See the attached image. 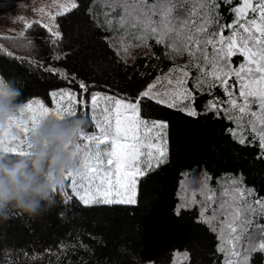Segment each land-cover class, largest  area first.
Listing matches in <instances>:
<instances>
[{
    "label": "trees",
    "instance_id": "obj_1",
    "mask_svg": "<svg viewBox=\"0 0 264 264\" xmlns=\"http://www.w3.org/2000/svg\"><path fill=\"white\" fill-rule=\"evenodd\" d=\"M15 1L0 0V11ZM240 3L217 0L213 9L217 23L210 30L223 27L228 36V26L236 20L233 9ZM75 4L55 16L59 39L36 20L20 32L0 33V76L15 78L20 103L31 96L46 98L57 86L73 89L85 100L94 91L136 100L151 78L182 60L154 39L147 40L145 50L123 57L110 42V37L120 36L113 31L118 11L110 13L100 0H76ZM184 59L186 66L187 53ZM242 60L237 54L230 62L237 67ZM187 69L196 116L154 99L140 102L142 119L167 123V142L162 162L138 176L135 203L85 205L61 187L53 193L54 206L41 215L33 217L10 208L0 215V264H224L215 230L220 219L211 224L205 219H211L219 205V183L229 187L236 181L251 189L249 202L264 199V150L249 125L242 130L245 143L233 135L224 88L209 87L195 67ZM80 83L87 86V92H82ZM211 102H217L219 110H210ZM77 113L92 124L86 110ZM198 174L208 190L215 192V203L197 194L196 201H186L183 180ZM253 220L264 225V216L255 215ZM261 243L264 236L258 229L242 235L240 249L249 264H264ZM247 248L255 250L245 253Z\"/></svg>",
    "mask_w": 264,
    "mask_h": 264
},
{
    "label": "snow or ice",
    "instance_id": "obj_2",
    "mask_svg": "<svg viewBox=\"0 0 264 264\" xmlns=\"http://www.w3.org/2000/svg\"><path fill=\"white\" fill-rule=\"evenodd\" d=\"M225 2L230 3V0ZM100 4L107 7L110 13L118 11L113 31L120 33L121 49L125 53L130 48L143 46L148 39L164 44L175 55L187 53L189 64L185 67H195L209 87L216 84L222 86L229 96L231 109L238 110L241 117L244 114L251 116V131L258 137L260 149L264 150V0H257L255 6L251 0H243L241 7L233 9L236 20L228 26L233 30L227 37L223 34V27L219 31L210 30V25L217 23L213 12L217 0H100ZM72 7L77 5L73 3ZM248 10L258 13V19L241 23ZM108 23L112 24V18L108 19ZM44 27L56 39L60 38L59 31H53L48 24ZM129 37L131 40H128ZM237 54L245 57V63L239 68H233L231 57ZM188 76L189 72L181 70L175 80L176 90L154 93L157 84H162L158 79L140 93L135 102L101 93L91 95L90 122L97 131L87 133L84 130L80 133L76 144L80 154L78 170L65 176V181H71L73 192L83 204L135 203L130 193L134 190L136 178L143 175L139 165L147 162L150 166L153 159L157 163L162 162L167 142V123L142 119L140 102L150 98L167 107H175L177 100L192 99L188 89L183 88ZM233 76L239 83V97L243 103H237L233 92L229 91L227 82ZM167 84L172 85L173 80L167 79ZM79 87L82 92H87L84 83H80ZM181 88L183 90L178 91ZM50 96L56 100L54 110L35 99L20 107L0 133V150L13 157L26 156L30 148L26 142L29 133L41 119L50 114L60 120L73 118L78 116L77 104L87 107L84 100L77 101L76 94L67 89L52 92ZM167 97H171V102ZM252 104L258 105L259 112L249 111ZM208 108L219 110L217 102L209 103ZM186 111L189 116L197 115L192 107H187ZM25 113L30 114L28 122L17 119V116ZM228 118L233 117L229 115ZM13 127L20 130L23 137L12 135ZM232 131L241 144L245 143L241 136ZM78 184L80 187H77ZM232 184L221 192L220 204L213 210L212 218L205 219V223L211 224L219 216L223 217L215 230L219 232L220 240L217 250L225 254L224 264H249L248 256L241 252L240 242L242 235L251 228L258 229L259 234L264 236V225L254 224L253 220L255 215L264 216V199L257 198L249 202L248 198L253 195V191L239 186L236 181ZM93 186L95 191H92ZM121 189L124 190V196ZM114 191L115 197L121 198H114ZM64 195L67 197L68 194L65 192ZM205 199L215 203V192H210ZM259 248L264 250V243ZM254 250L247 248L245 253Z\"/></svg>",
    "mask_w": 264,
    "mask_h": 264
},
{
    "label": "clouds",
    "instance_id": "obj_3",
    "mask_svg": "<svg viewBox=\"0 0 264 264\" xmlns=\"http://www.w3.org/2000/svg\"><path fill=\"white\" fill-rule=\"evenodd\" d=\"M20 96L15 78L0 77V128L19 111ZM86 127L83 115L60 120L50 114L29 133L28 155L13 157L0 150V215L12 208L35 217L54 206L53 193L66 174L78 170L76 144Z\"/></svg>",
    "mask_w": 264,
    "mask_h": 264
},
{
    "label": "rangeland",
    "instance_id": "obj_4",
    "mask_svg": "<svg viewBox=\"0 0 264 264\" xmlns=\"http://www.w3.org/2000/svg\"><path fill=\"white\" fill-rule=\"evenodd\" d=\"M73 3H76V0H16L15 3L13 5H11L9 8L0 11V33L20 32L25 28V26L29 22H31L33 20L39 21L43 25L48 24L53 28V31H58V27H57V24L55 21L56 14L63 12L65 8L68 9V8L72 7ZM251 3L253 6H255L257 3V0H251ZM242 5H243V0H241V3L236 8L241 7ZM258 15H259L258 13H252L250 10H248L247 13L245 14V17L240 22L244 23L245 20L258 19ZM232 30L233 29L230 28V32H232ZM229 35H231V33ZM225 37H227V36H225ZM110 42H111V44H113L115 46L116 50L123 57L129 58V57L133 56L134 53L145 50V47L138 46V47L130 48L128 50V53H125L121 49V37L120 36L110 37ZM132 42L137 43V41L136 42L132 41ZM184 57H185V54L179 55V58L182 59V60H179L180 61L179 63L175 64L174 66H171L170 68H168L164 72L156 74L153 78H151V80H149V82H147V84L140 90L139 95L143 91L147 90L149 85L156 83L158 81V79L162 82V84H157V87L153 90L154 93L155 92L163 93L165 90H168L169 92L176 90L175 89V80L179 76L180 71L183 70V71L189 72L187 67H185ZM244 63H245V57L243 56L242 62L237 67H233L232 63H231V66L233 68H239ZM174 69L176 71H173ZM207 70H210V69H207ZM189 75H190V73H189ZM188 78H189V76L187 77V82L185 85H183V88L188 89V91L191 93L192 99L183 100V101L177 100L176 106H175V107L180 108V109H185L184 111H186L187 107H192L195 109L194 104H193L194 91L191 88V86L188 84ZM167 79H172L173 84L168 85ZM208 79L210 80L211 78L209 77ZM202 81L206 82L203 77H202ZM227 83H228L229 91L233 92V98L237 99V103H243L242 98L239 97V83L236 80V78L234 76L230 77L228 79ZM183 88L179 89L178 91H182ZM62 89H67V90H70L73 93H75L76 97H77V101L84 100L87 104V107H82L81 105L77 104V112L78 111L83 112L86 110V112H88L89 117L91 118L92 110L90 107V98L88 100H85L84 97L79 96L75 90L70 89L66 86H57V87L52 88L49 91L48 97H46V98L39 97V96L28 97L21 103V107L26 102L35 99V100L42 101L45 106L54 110L56 107V100L52 96H50V93L58 92ZM93 93H101L102 95L112 96V97L119 98V99H128V98L119 97V96L110 94L108 92L94 91ZM166 99H168L169 102H171V97H167ZM128 100H131L132 102L136 101L135 99H128ZM228 100H229V96H228ZM226 111L228 112L229 115H231L233 117L232 118L233 123H234L233 130L237 133V135H239V136L242 135V130H243V127L245 125H249V127L251 128V124L249 123V121L252 118L250 115L244 114L243 117H241V114L238 112V110L231 109L229 104L226 107ZM249 111L250 112L251 111L259 112L258 105L252 104L250 106ZM29 116H30V114L25 113L23 116H17V119L28 122ZM151 121H160V120L159 119H153ZM5 127H7V124L3 128H0V133L3 132V129ZM85 131L87 133H92V132H96L97 130L94 128L93 123L92 124L87 123V127H86ZM12 135H15L17 137H23V133L20 130L16 129L15 127L12 128ZM81 143H86V142L82 141ZM156 163H157L156 160L153 159V160H151L150 165L156 164ZM139 166L141 167V169L143 171L145 168L149 167V163L142 162ZM199 175L200 174L197 175L198 177H193L192 179H190V181L189 180L188 181L183 180L182 192L187 197V198H185L186 201H192V200L196 201V199L194 197L196 194L200 195L203 199H205V197L208 194H210L211 191L208 190L207 186L203 183L202 178ZM137 178L135 181L134 190L132 191V193H130L134 199L136 198V192H137ZM228 186L231 187L233 185L230 183V184H228ZM62 187L66 191L73 192L70 180L64 181V185ZM77 187H80L79 184L77 185ZM225 187H227V186H225L224 183H219V191H218L219 204L221 202V200H220L221 192L224 190ZM92 191H95V186H93ZM73 193H75V192H73ZM121 193H122V196L125 195L123 189H121ZM81 194H83V192ZM113 197L117 198V199L121 198V197H115V191L113 192ZM99 199H102V198H98V200ZM209 203H211V202H209ZM212 216L213 215L211 214V218H212ZM219 219L222 220L223 217L219 216Z\"/></svg>",
    "mask_w": 264,
    "mask_h": 264
}]
</instances>
